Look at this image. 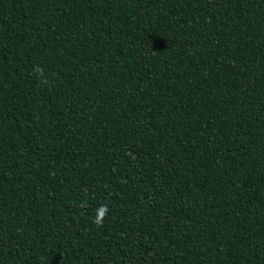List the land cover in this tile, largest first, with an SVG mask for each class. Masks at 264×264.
Here are the masks:
<instances>
[{
  "label": "trees",
  "instance_id": "1",
  "mask_svg": "<svg viewBox=\"0 0 264 264\" xmlns=\"http://www.w3.org/2000/svg\"><path fill=\"white\" fill-rule=\"evenodd\" d=\"M0 264H264V0H0Z\"/></svg>",
  "mask_w": 264,
  "mask_h": 264
},
{
  "label": "clouds",
  "instance_id": "2",
  "mask_svg": "<svg viewBox=\"0 0 264 264\" xmlns=\"http://www.w3.org/2000/svg\"><path fill=\"white\" fill-rule=\"evenodd\" d=\"M107 211V206H101V210L97 212L93 219V223L96 224L97 226H101L103 223V217L106 215Z\"/></svg>",
  "mask_w": 264,
  "mask_h": 264
}]
</instances>
